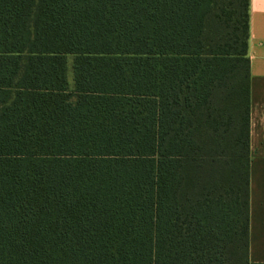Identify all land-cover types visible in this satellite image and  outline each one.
<instances>
[{"label":"trees","instance_id":"trees-1","mask_svg":"<svg viewBox=\"0 0 264 264\" xmlns=\"http://www.w3.org/2000/svg\"><path fill=\"white\" fill-rule=\"evenodd\" d=\"M250 4L0 0V264H264Z\"/></svg>","mask_w":264,"mask_h":264},{"label":"crops","instance_id":"crops-1","mask_svg":"<svg viewBox=\"0 0 264 264\" xmlns=\"http://www.w3.org/2000/svg\"><path fill=\"white\" fill-rule=\"evenodd\" d=\"M250 261L264 263V0H251Z\"/></svg>","mask_w":264,"mask_h":264},{"label":"rangeland","instance_id":"rangeland-1","mask_svg":"<svg viewBox=\"0 0 264 264\" xmlns=\"http://www.w3.org/2000/svg\"><path fill=\"white\" fill-rule=\"evenodd\" d=\"M71 67H72V59L69 60V80H70V83L72 84L73 74H72Z\"/></svg>","mask_w":264,"mask_h":264}]
</instances>
